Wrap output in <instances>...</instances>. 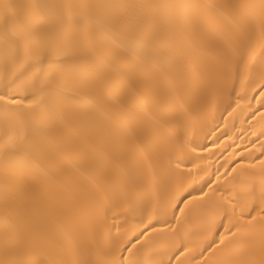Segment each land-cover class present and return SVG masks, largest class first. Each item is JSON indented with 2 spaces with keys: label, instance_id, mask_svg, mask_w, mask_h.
I'll list each match as a JSON object with an SVG mask.
<instances>
[{
  "label": "bare ground",
  "instance_id": "1",
  "mask_svg": "<svg viewBox=\"0 0 264 264\" xmlns=\"http://www.w3.org/2000/svg\"><path fill=\"white\" fill-rule=\"evenodd\" d=\"M0 264H264V0H0Z\"/></svg>",
  "mask_w": 264,
  "mask_h": 264
},
{
  "label": "snow or ice",
  "instance_id": "2",
  "mask_svg": "<svg viewBox=\"0 0 264 264\" xmlns=\"http://www.w3.org/2000/svg\"><path fill=\"white\" fill-rule=\"evenodd\" d=\"M10 103H16V101L15 100H11V101H9Z\"/></svg>",
  "mask_w": 264,
  "mask_h": 264
}]
</instances>
